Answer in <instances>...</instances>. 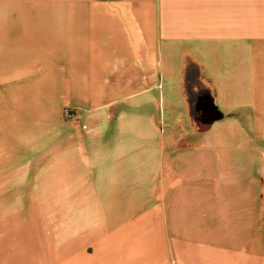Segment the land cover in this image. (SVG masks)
<instances>
[{
  "label": "crops",
  "instance_id": "1",
  "mask_svg": "<svg viewBox=\"0 0 264 264\" xmlns=\"http://www.w3.org/2000/svg\"><path fill=\"white\" fill-rule=\"evenodd\" d=\"M1 186L0 264H264V0H0Z\"/></svg>",
  "mask_w": 264,
  "mask_h": 264
},
{
  "label": "rangeland",
  "instance_id": "2",
  "mask_svg": "<svg viewBox=\"0 0 264 264\" xmlns=\"http://www.w3.org/2000/svg\"><path fill=\"white\" fill-rule=\"evenodd\" d=\"M55 87H46V86H28L26 88V110L27 115L31 112L36 111L38 116L49 115L53 120H57L58 115L62 116V120L65 122L75 123L79 119L77 110L71 106V104L63 103L61 104L60 110L57 108L56 102H46L47 97L52 99L55 97ZM36 105V107H35ZM31 106H34L32 108ZM35 109V110H33ZM2 186L0 187V195L3 194ZM27 197L23 199H2L0 196V210H16L18 205L21 204L24 206L25 210H33L34 199L32 198V193L27 192ZM9 206L8 209L5 207Z\"/></svg>",
  "mask_w": 264,
  "mask_h": 264
},
{
  "label": "water",
  "instance_id": "3",
  "mask_svg": "<svg viewBox=\"0 0 264 264\" xmlns=\"http://www.w3.org/2000/svg\"><path fill=\"white\" fill-rule=\"evenodd\" d=\"M197 112L202 117L200 125L203 131L209 129L212 123L219 119L217 108L212 103L197 104Z\"/></svg>",
  "mask_w": 264,
  "mask_h": 264
}]
</instances>
